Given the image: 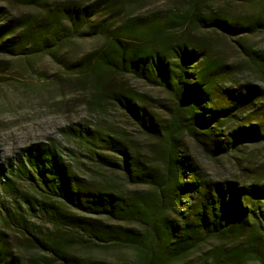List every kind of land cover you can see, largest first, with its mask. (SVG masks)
I'll list each match as a JSON object with an SVG mask.
<instances>
[{"label":"trees","instance_id":"obj_1","mask_svg":"<svg viewBox=\"0 0 264 264\" xmlns=\"http://www.w3.org/2000/svg\"><path fill=\"white\" fill-rule=\"evenodd\" d=\"M229 1L264 5V0ZM89 9L65 18L72 32L82 31L76 28L89 20ZM11 25L0 27V55H26L34 37L26 29L16 35ZM187 28L241 41L264 31V14L231 16L206 9L203 0H187L181 13L126 17L101 51L90 54V76L97 90L112 74H128L169 94L172 109L165 125L137 105L135 94L112 91L110 97L159 143L157 162L136 159L108 134L85 132L80 138L99 164L148 191L125 197L87 186L54 147L30 145L8 163V171L0 167V189L15 204L0 222L19 232L21 245L34 255L23 263L0 240V264H106L80 252L109 248L131 250L132 264H187L191 253L210 241L242 239L243 246L226 256L228 263L264 264V183L205 181L182 138L188 135L211 157L229 155L245 143H264V92L248 84L233 87L234 70L181 36ZM238 44L264 82V52ZM105 152L120 155L119 162ZM15 184H26L29 193H18Z\"/></svg>","mask_w":264,"mask_h":264},{"label":"rangeland","instance_id":"obj_2","mask_svg":"<svg viewBox=\"0 0 264 264\" xmlns=\"http://www.w3.org/2000/svg\"><path fill=\"white\" fill-rule=\"evenodd\" d=\"M203 2L206 9L223 10L231 16L264 14V5L248 6L229 0ZM186 3L187 0H32L26 4L20 0H0V27L12 24L16 35L26 29L34 37L26 55H0V167L4 172L9 170L10 161L16 162L22 149L44 144L54 147L87 186L113 189L125 197L147 192V187L132 185L119 171L99 164L92 147L80 135L94 131L108 134L122 142L136 159L156 163L159 143L111 100V92L135 94L137 105L147 108L161 125L166 124L172 99L163 89L128 74H112L105 87L97 90L90 76L93 62L90 54L101 51L106 38L126 17L181 13ZM83 8H90L91 14L88 21L76 28L82 29L77 34L71 31L65 18L75 17L72 12ZM180 35L189 36L194 46L200 45L209 51L213 60L234 70L233 87L248 84L264 92V82L238 44L264 52V31L241 41L190 28ZM182 138L186 153L197 164L205 181H234L242 186L264 183V143H245L229 155L211 157L188 135ZM105 155L119 162L120 155L111 152ZM15 186L18 193H29L26 184ZM8 196L0 189V215L15 206ZM20 236L16 230L2 227L0 222V240L10 254L23 257L25 263L34 253L21 245ZM243 241H210L191 253L187 264H230L226 256L236 245L243 246ZM217 250L223 254H214ZM80 253L106 264L133 262L132 251L125 248L81 250ZM240 264L258 262L246 259Z\"/></svg>","mask_w":264,"mask_h":264}]
</instances>
